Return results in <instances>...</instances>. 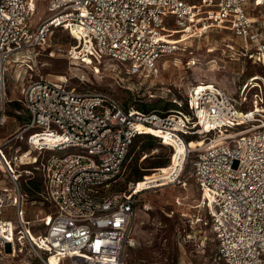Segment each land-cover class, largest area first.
Instances as JSON below:
<instances>
[{"label": "built area", "instance_id": "1", "mask_svg": "<svg viewBox=\"0 0 264 264\" xmlns=\"http://www.w3.org/2000/svg\"><path fill=\"white\" fill-rule=\"evenodd\" d=\"M36 1L0 0V128L12 101L6 98L7 65L12 56L46 42L53 28L74 39L67 58L95 73L155 74L159 59L179 48L165 40L179 29L182 41L227 31L239 40L225 45L232 59L240 54L263 74L248 76L236 97L215 83L201 81L183 97L179 87L166 84L151 96L172 107L149 111L124 107L107 92L77 90L65 80L30 78L16 110H23L26 121L7 138L25 135L33 151L47 152L43 192L55 210L43 231L31 232L21 210L22 174L14 169L21 155L16 149L6 159L0 152V168L12 184L0 187V264H8L6 248L11 256L27 248L42 264H125L126 249L137 242L138 182L118 185L140 134L171 148L166 172L157 168L150 175L168 174L173 178L167 183L175 182L189 165L181 183H196L195 206L208 216L193 217L190 227L209 224L217 258L264 264V112L256 110L264 108V0H48V16L31 26ZM178 143L187 145L185 156L173 162ZM150 175L143 176L144 189L153 187ZM7 208L14 219L5 217Z\"/></svg>", "mask_w": 264, "mask_h": 264}, {"label": "rangeland", "instance_id": "2", "mask_svg": "<svg viewBox=\"0 0 264 264\" xmlns=\"http://www.w3.org/2000/svg\"><path fill=\"white\" fill-rule=\"evenodd\" d=\"M47 3L48 0L36 1L35 10L29 18L31 26L48 16ZM169 27L175 28L172 25ZM184 34L177 29L172 38H165L168 42L178 43L179 48L159 59L155 74L145 78H125L104 68L95 73L91 66L68 59L65 52L74 39L62 28H53L46 42L12 56L6 67V98L20 99L21 87L38 75L51 80H65L68 86L80 91L110 93L124 107L147 104L150 108L159 99L162 100L161 105L167 101L158 97L159 89L166 84L179 87L183 97L189 88L201 81L215 83L236 97L248 76L263 74L260 65L253 64L240 54L232 59V50L225 45L239 40L227 31L213 30L206 36L182 41L186 38ZM180 36H183L182 39H179ZM153 94L158 96H151ZM249 103L250 100L244 103L242 109L247 110ZM16 109V104H8V117L0 128V152L8 159L18 149L22 163L14 169L22 174L21 187L26 188V182L35 181L39 189V179L43 182L40 195L26 191L27 196L21 202V210L24 218L30 221L31 232L37 233L47 227L55 210L43 192L47 152L33 151L25 135L11 140L7 138L26 121L23 110L16 114ZM143 144L141 137L132 142L119 189L126 188L129 182H136L134 176L137 174L150 175L162 167L161 171L166 172V165H157L168 159L171 149L155 141L151 148L142 151ZM184 149L182 144H177L173 162L185 156ZM188 166L175 182L167 183L173 177L168 174L160 176L163 173L146 177H153L152 181L157 184L143 188L136 196L133 229L137 242L126 249L125 264H224L215 254V238L209 224L202 222L190 227L193 217L199 215L204 221L208 216L195 206L200 197L196 183L192 179H188L185 186L181 183ZM143 179L141 177L138 181L141 186L144 185ZM2 186L10 188L12 184L0 168ZM4 215L14 219L12 209H5ZM8 253L9 248H6L3 259L8 264H42L27 248L17 250L15 256Z\"/></svg>", "mask_w": 264, "mask_h": 264}, {"label": "trees", "instance_id": "3", "mask_svg": "<svg viewBox=\"0 0 264 264\" xmlns=\"http://www.w3.org/2000/svg\"><path fill=\"white\" fill-rule=\"evenodd\" d=\"M157 101L158 102H155L150 108L147 107L148 106L147 104H142V105H139V106H135L134 108L142 110V111H149L151 109H153V110H157V109L166 110V109L171 108L170 106H172V104H170L167 101L164 104H162V105H161V101L162 100L159 99ZM10 103L16 104L18 106V109H16V110H20L21 109V106H20V104H19V102L17 100H12V101L9 102V104ZM128 107H133V106H128ZM139 137L143 138V140H144V144L141 145V150L142 151L145 150V149L147 150V149L151 148L152 145H154V142L158 141L156 137H154V136H152L150 134H140V135L136 136L135 139L139 138ZM167 147L170 148L169 146H167ZM130 148H131V146H130ZM175 148H176V146H175ZM129 155H130V150H129L128 156ZM169 157H170V155H169ZM169 157L165 161L158 163L157 166H163V165L167 166L168 163H169ZM173 160H174V157H173ZM166 166H164V167H166ZM143 176L144 175H142V174L135 175L134 177H135L136 182L139 181L141 179V177H143ZM39 182H40L39 184L41 186V187H39V189H38V185L36 184L35 181L26 182V184L24 185V186H26V188L22 187V189H23L24 193L26 194V196H27V192L26 191L35 192L37 195L41 194L43 182L40 179H39Z\"/></svg>", "mask_w": 264, "mask_h": 264}, {"label": "bare ground", "instance_id": "4", "mask_svg": "<svg viewBox=\"0 0 264 264\" xmlns=\"http://www.w3.org/2000/svg\"><path fill=\"white\" fill-rule=\"evenodd\" d=\"M166 42H168L167 40H166ZM168 43H171V42H168ZM257 76H259V74H256V77L255 78H258ZM257 111H260V112H264V108H261V107H258L257 109H256ZM239 115H242V114H244V113H241V112H237ZM250 116V115H249ZM241 123H244V121H241ZM179 144H182V143H179ZM184 147H185V149H184V155H185V151H186V147H187V145L186 144H182ZM194 145V141H191L190 142V146H193ZM176 147H177V145H175ZM138 182V181H137ZM139 183L140 182H138L137 183V185H136V187H137V193H139L140 191H142L143 190V186H141V185H139ZM155 184H157V183H154L153 185H155ZM50 262H52V263H54V258H51L50 259Z\"/></svg>", "mask_w": 264, "mask_h": 264}, {"label": "crops", "instance_id": "5", "mask_svg": "<svg viewBox=\"0 0 264 264\" xmlns=\"http://www.w3.org/2000/svg\"><path fill=\"white\" fill-rule=\"evenodd\" d=\"M15 130H16V129H15ZM15 130H14V131H15ZM14 131H12V132H14ZM10 134H11V133H10Z\"/></svg>", "mask_w": 264, "mask_h": 264}]
</instances>
